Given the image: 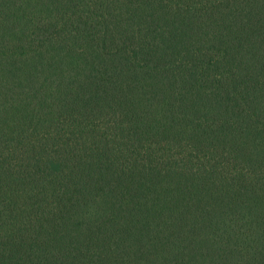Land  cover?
<instances>
[{"label":"trees","instance_id":"16d2710c","mask_svg":"<svg viewBox=\"0 0 264 264\" xmlns=\"http://www.w3.org/2000/svg\"><path fill=\"white\" fill-rule=\"evenodd\" d=\"M0 264H264V0H0Z\"/></svg>","mask_w":264,"mask_h":264}]
</instances>
